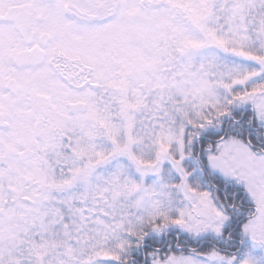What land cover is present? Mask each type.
Returning a JSON list of instances; mask_svg holds the SVG:
<instances>
[{
	"label": "snow or ice",
	"instance_id": "6c2138e0",
	"mask_svg": "<svg viewBox=\"0 0 264 264\" xmlns=\"http://www.w3.org/2000/svg\"><path fill=\"white\" fill-rule=\"evenodd\" d=\"M0 264H264V0H0Z\"/></svg>",
	"mask_w": 264,
	"mask_h": 264
}]
</instances>
